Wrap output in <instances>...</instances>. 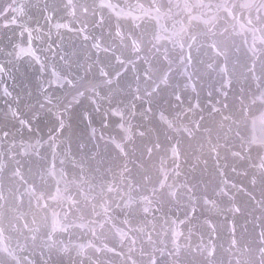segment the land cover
<instances>
[{"label": "water", "instance_id": "obj_1", "mask_svg": "<svg viewBox=\"0 0 264 264\" xmlns=\"http://www.w3.org/2000/svg\"><path fill=\"white\" fill-rule=\"evenodd\" d=\"M0 264H264V0H0Z\"/></svg>", "mask_w": 264, "mask_h": 264}]
</instances>
